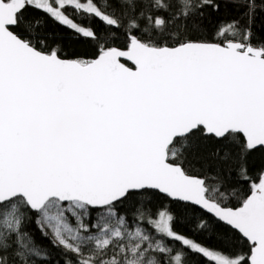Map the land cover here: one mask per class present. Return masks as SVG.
I'll return each instance as SVG.
<instances>
[{
	"label": "snow or ice",
	"instance_id": "obj_1",
	"mask_svg": "<svg viewBox=\"0 0 264 264\" xmlns=\"http://www.w3.org/2000/svg\"><path fill=\"white\" fill-rule=\"evenodd\" d=\"M241 6L245 23L207 37L217 0H0V264L48 259L31 213L64 264H264V167L248 168L264 149V44L252 43L264 0ZM50 23L94 58L66 53ZM201 141L216 145L214 175L196 167ZM155 191L176 201L138 210L155 235L129 227L117 205ZM90 209L103 210L94 223ZM181 218L205 239L179 233Z\"/></svg>",
	"mask_w": 264,
	"mask_h": 264
},
{
	"label": "trees",
	"instance_id": "obj_2",
	"mask_svg": "<svg viewBox=\"0 0 264 264\" xmlns=\"http://www.w3.org/2000/svg\"><path fill=\"white\" fill-rule=\"evenodd\" d=\"M196 3L199 0H195ZM219 3V10L215 11L213 9H205L204 10V19H203V27H204V35L210 37L213 35L215 28L217 25L231 21L233 19L240 20L241 23L246 22V18L243 16V13L246 11L244 7L241 6L243 0H217ZM257 4H260V0H257ZM95 23H99L98 21ZM50 27L60 36L64 38V51L75 52L87 58H94L96 54L93 44L85 40L83 38L76 39L73 37L71 32H68L65 29H61L59 25L54 23H50ZM252 43L256 46L260 44H264V7H258L255 18L252 22ZM123 37H121L120 41L117 43H121ZM200 152L205 157H207L206 161H199L196 164V167L201 171H207L209 175L215 174V164L210 157V153L214 150L216 145L212 141H201ZM206 163L208 167L206 169L201 168V164ZM264 167V149L258 148L256 151H253L248 157V168L249 175L255 177L256 173ZM229 178L233 182V184L240 190L241 193L246 192L249 189L250 182H246L240 179L238 175V170H233L229 174ZM237 181H239L237 183ZM151 202L144 204L143 206L137 204L135 207L128 202H124L122 204L117 205L118 215L125 217L128 222L129 227H134L137 224L144 227L146 230L155 235L154 229L148 223V220L154 219V216H145V218L141 221L138 215V210L145 211L149 213H155L157 210L163 209L165 206L174 207L176 201L167 197L166 195L155 191V193L150 197ZM228 206H239L236 199H233ZM100 211L97 209H90L91 215L90 217H86V222L94 223ZM197 214H199L200 210L197 209ZM31 219L26 221V230L32 235L36 244L46 248L49 255L46 261H37V264H64L66 258V254L64 250L58 246H55L51 243V234L46 238L41 234L40 229L37 227L35 223L36 214L31 213ZM191 216V213H189ZM69 219L72 223H75L74 218L69 216ZM176 230L185 235H189L197 240H204L205 237L201 235H197L194 233L192 226L187 222L185 218H181L175 224ZM45 231H47L45 229ZM229 234L231 235L232 230L229 229ZM215 243V240L211 241ZM243 246V242L238 244V247ZM177 247L179 245L177 244ZM189 258L192 261V264H207L206 258L201 256H197L196 254H189Z\"/></svg>",
	"mask_w": 264,
	"mask_h": 264
},
{
	"label": "water",
	"instance_id": "obj_3",
	"mask_svg": "<svg viewBox=\"0 0 264 264\" xmlns=\"http://www.w3.org/2000/svg\"><path fill=\"white\" fill-rule=\"evenodd\" d=\"M122 62H125L128 66H132L130 61H124V60H122ZM162 194H163V193H162ZM164 195H165V194H164ZM171 199H172V198H171Z\"/></svg>",
	"mask_w": 264,
	"mask_h": 264
},
{
	"label": "rangeland",
	"instance_id": "obj_4",
	"mask_svg": "<svg viewBox=\"0 0 264 264\" xmlns=\"http://www.w3.org/2000/svg\"><path fill=\"white\" fill-rule=\"evenodd\" d=\"M74 220V219H73ZM74 224V223H73ZM47 230V229H46Z\"/></svg>",
	"mask_w": 264,
	"mask_h": 264
}]
</instances>
